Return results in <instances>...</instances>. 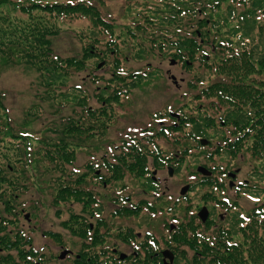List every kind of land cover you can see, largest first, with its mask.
Returning <instances> with one entry per match:
<instances>
[{
    "label": "trees",
    "instance_id": "obj_1",
    "mask_svg": "<svg viewBox=\"0 0 264 264\" xmlns=\"http://www.w3.org/2000/svg\"><path fill=\"white\" fill-rule=\"evenodd\" d=\"M98 1L0 0V62L22 64L36 74L31 82L35 100L17 124L0 90V264H54V258L59 260L51 243L39 247L31 240L30 229L21 219L28 200L21 199V194L46 175L53 202L61 205L57 213L68 214L46 236L56 243H63L65 233L74 236V203L81 197L76 186L78 149L89 155L98 151L97 142L116 119L110 101L117 103L142 79L157 74L136 69L139 72L134 75L131 58L141 61L155 53L192 68L188 82L192 87L202 86L204 78H209L192 95L196 99L188 120L192 137H209L213 133L209 128L216 132L210 148L219 146L216 141L220 148L214 151L213 162L235 167L239 153L257 162L242 187L254 201L252 206L246 209L240 204L216 228L188 231L179 225L160 240L166 246L177 243L175 264H264V0H124L129 18L118 34L111 29L114 21L101 15ZM83 18L88 23L74 29L80 50L56 52L53 37L63 26L72 25L69 22ZM123 47H132L130 56L119 55ZM132 80L138 81L132 84ZM89 81L99 84L92 87ZM211 96L202 102L201 97ZM45 101L51 107L49 121L42 120ZM38 119L42 127L34 137L36 133L27 126ZM220 125L224 129L217 132ZM32 139L35 146L20 148L25 141L28 147ZM111 157L131 158L122 167L134 169L144 153L132 146ZM31 202L39 204L38 200ZM155 240L159 237L151 235L143 243L153 245ZM78 261L74 259L73 264Z\"/></svg>",
    "mask_w": 264,
    "mask_h": 264
},
{
    "label": "flooded vegetation",
    "instance_id": "obj_2",
    "mask_svg": "<svg viewBox=\"0 0 264 264\" xmlns=\"http://www.w3.org/2000/svg\"><path fill=\"white\" fill-rule=\"evenodd\" d=\"M173 65L179 64L175 60ZM137 73L138 71H135L133 74ZM172 75L169 73L170 80L173 85L179 87L182 79H173ZM126 81L125 79L121 82ZM137 81L132 80V84ZM144 81L145 79H142L138 83ZM129 98L130 94L117 103L110 101V109L116 112V119L107 125L106 135L97 142L100 146L98 151L90 155L87 152L85 161L77 158L76 186L77 194L80 193L81 197L74 203L75 245L69 248L62 242L56 243V255L63 260L72 258L70 264L77 258V264H164L169 260L164 254L167 250L173 253V262L176 263L177 243L161 246L160 238L159 241L155 240L153 245L143 243L145 240L150 241L151 235L154 236L151 230H141L144 225L151 224V220L158 219L154 214L161 208L172 212L169 216V231H175L182 225L188 231L201 230L203 227L212 229L221 225L229 211L239 208L242 198L247 197V194L241 191L247 182V178L240 177L241 170L228 167L225 163L223 165L213 162L214 151L220 148L217 141L219 146L203 153L207 159L206 163L199 164L211 173L204 174L197 170L195 179H191L190 175L189 181L180 184L178 194L166 192L170 188L169 181L175 176L178 166L175 164L179 160L177 153L172 152L171 148L174 147L173 149L178 151L191 150V143L187 142L192 137L190 130L185 129L184 140L177 143V134L182 130L178 127H183V123L190 124L188 117L192 115L191 109H188V113H182L167 105L144 113L146 115L142 119L128 118L129 116L123 113L130 105ZM211 140L213 141L212 138L209 139L210 142ZM132 146L143 150L144 153V157L134 163L137 168L122 167L123 164L132 162L131 158L111 157L113 153L119 154ZM81 150L83 148L78 149V152ZM164 168L169 175L167 177L160 173ZM117 169L119 173L116 172ZM169 171L173 173L170 174ZM129 174L136 176L133 180H137L131 189L125 180ZM194 180L196 181L193 182ZM184 185H188V188L182 193L181 187ZM200 185L202 187L199 189ZM150 196L152 198H149ZM163 196L169 204H162ZM86 197H90V200L86 201ZM181 204H184L183 216L176 212V206ZM241 206L246 208L243 204ZM204 207L207 209V215L202 220L199 210ZM59 225L61 226L60 223ZM29 233L32 240L33 229H30ZM46 238L48 241L44 247L50 243L49 238ZM63 251H67L65 256H61ZM57 261L54 258L53 263L58 264Z\"/></svg>",
    "mask_w": 264,
    "mask_h": 264
},
{
    "label": "rangeland",
    "instance_id": "obj_3",
    "mask_svg": "<svg viewBox=\"0 0 264 264\" xmlns=\"http://www.w3.org/2000/svg\"><path fill=\"white\" fill-rule=\"evenodd\" d=\"M22 1H31V0H22ZM35 1L66 2L70 0H35ZM97 5L103 17L105 16L108 19L114 21L113 28L111 27V29L114 30L115 34L116 33L118 34L120 32V29H122L121 24L123 23V21L129 18V15L127 13L128 8L125 4V1L99 0L97 2ZM69 23H71L72 25L63 26L61 31L53 37L54 50L60 54H69L80 50L81 43L80 40L75 36L74 29L87 24L88 19L83 18L77 20L76 22L73 21ZM132 50H133L132 47H123L121 50L118 51V53L121 56L122 55L127 56L130 53H132ZM170 61H171L170 57L161 59L159 57H156V53L147 56V58L141 61H137V59L131 58L130 61L131 69L140 68L141 70L154 71L157 74L156 75L153 74L151 77L147 78L143 83L136 85V87L132 89L129 98L130 105L125 109V112L123 114L126 113V115L129 116L128 118L133 117L135 119H142L146 115L144 113L152 112L154 109L156 110L157 108H161L167 105H170L172 109H175L178 112L188 113V109H191L193 107L192 100L196 99L192 95L195 92H197L203 86V84L207 83L209 78H204V82L202 86L199 85L198 88L192 87V85H189L188 82L190 79H192L191 75L193 74V69L183 67L181 64H179L178 66H174L170 63ZM100 62L101 59L98 63ZM148 63H151L150 65L151 67H149ZM194 63L196 66L199 65V61H195ZM159 70H160V74H159ZM169 73L176 75L178 79H182V82H180L179 87L173 85L172 80H170ZM35 77H36L35 71L27 70L22 64L5 66L0 62V90H2L5 93V101L7 105L10 107V109H12V115L15 117L16 124L19 120L21 121L23 120L22 117L24 116V111H25L24 109L30 104H32V102L35 100L34 98L35 85L31 84V82L35 79ZM75 82L80 83V80L76 79ZM97 83L99 84V82H96L95 84ZM89 84L92 87L95 86V84L91 83L90 81ZM201 98H202L201 99L202 102H206L212 99L213 97L211 96V97H201ZM93 103H95V101H93ZM43 106H44V110L46 111H45V116L43 117L42 120L45 119V121H47L50 116L51 107L49 106L48 101H45ZM66 109L69 110L68 108ZM126 115L124 116L127 117ZM42 120L38 119L35 122H31V124L29 123L27 126L28 129H31L33 130V132L36 133L34 137L35 136L37 137L40 133L38 132V130L40 129V127H42L41 125ZM215 122L218 123L219 121L215 120ZM182 126H183L182 129L184 130L191 129V124L185 125V123H183ZM213 127L215 128L216 126L214 125ZM223 127L224 126L221 125L218 126L217 132H219L220 129H224ZM184 130H180L181 132L178 131L179 133L176 132L178 133L177 143H180L184 140L183 139V137L185 136ZM208 130L214 133V129L211 130L209 128ZM187 142L191 143V150L182 149L183 156H180L181 153L176 148L175 149H173L174 147L171 148L172 152H176L177 155L181 157V160H179V165L177 166V169H175V176L168 183L170 188H168V191H166V192H170V191L173 192V195L178 194L179 186L181 183L190 180L189 179L190 175H191V179L196 178L197 166L199 164L204 163L207 160L206 157H204L203 150H201L202 147L199 146L198 142L194 137H191V139L187 140ZM32 144L33 146H35L37 143L32 139L31 142L28 141V147H27V143L25 141L24 143L21 144L20 148H22V150L29 149L30 148L29 145ZM177 147L180 146L177 145ZM163 152L165 151H162V153ZM185 152L186 154L184 155L183 153ZM239 155L240 157H238ZM239 155L236 156L238 158L236 159L237 163L235 168L239 167V169L241 170L240 177L244 179L249 178L248 172L250 171V167L252 168V165L257 162L253 160L254 158H251L248 155L245 154L243 155L242 153H239ZM77 158H79V160L81 161H85V159L87 158V152L85 151V149L77 153ZM259 170L261 172L263 170V167H261ZM160 173H162V176L165 177L169 176L165 168ZM263 176H264V172H263ZM41 178L43 180L40 179L39 183L33 184L31 189L21 194V199H24L25 201L28 200L26 202L27 206L23 207L24 213L23 216L21 217L22 222H24L25 225L29 227V229H33L34 232L33 238L35 240V243L39 247L41 246L43 247V245H45V243L48 241L46 238L47 236L45 235L49 234V232L52 231V229H57L60 227L59 220L65 219L68 216V214L59 215L57 213L56 208L60 207L61 205L56 206L53 202V198H54L53 189L51 188L50 180L46 177V175L44 176L42 175ZM133 179H136V176L130 174L125 178V180L130 184L129 186L130 189L132 185L137 181ZM195 181L196 180H194L193 182ZM167 182L168 179L166 180V183ZM201 187L202 186L200 185L199 189ZM149 198H152V196H150ZM193 198L195 197L193 196ZM32 200L34 201L38 200L39 204H35V202H31ZM241 201H242L241 204L245 205L246 208H249V206L250 205L252 206L254 203V201L252 202L251 200L248 199V197L242 198ZM164 202H167L168 204L170 203L168 200L165 199V196H163L162 204ZM183 206L184 204L176 206V212L178 214H181L182 216L185 211L182 208ZM162 210L163 212H160V214L157 213L155 215L156 216L155 218L158 217V219H153L151 220V224H147V226L144 225L143 227H141L142 232H144L146 229L151 230V232L159 238L161 236L164 237L166 235L167 237L169 235V232L167 231H169L168 229L169 216L171 215L172 212H165L164 209ZM26 215L29 216L26 217ZM49 241L52 244L55 253L58 255V252L56 250V241H54V239L51 238H49ZM62 244H64L69 248H73L75 245V237L71 236L68 233H65V237L63 239ZM160 245L165 246V243L160 240ZM57 258L59 259L57 261L58 264H70L72 262V258L65 260L59 258L58 256Z\"/></svg>",
    "mask_w": 264,
    "mask_h": 264
},
{
    "label": "water",
    "instance_id": "obj_4",
    "mask_svg": "<svg viewBox=\"0 0 264 264\" xmlns=\"http://www.w3.org/2000/svg\"><path fill=\"white\" fill-rule=\"evenodd\" d=\"M171 62H173V60H171ZM101 64V63H100ZM202 142L203 143H206V140H202ZM202 170L203 171V168L202 167H199V170ZM187 189V186H184L183 188H182V192H184L185 190ZM200 214H201V217H202V219H204L205 217H206V214H207V210L205 209V208H202V210H200ZM29 215H27V217H28ZM65 252V253H64ZM63 253H62V255L61 256H65L66 255V252L67 251H64ZM164 254L166 255V256H168L169 257V261H165V263L164 264H174L173 263V254H172V252H170V251H165L164 252Z\"/></svg>",
    "mask_w": 264,
    "mask_h": 264
}]
</instances>
